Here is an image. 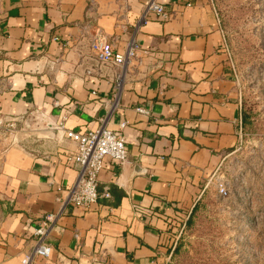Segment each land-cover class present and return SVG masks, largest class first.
Here are the masks:
<instances>
[{
    "label": "crops",
    "instance_id": "1",
    "mask_svg": "<svg viewBox=\"0 0 264 264\" xmlns=\"http://www.w3.org/2000/svg\"><path fill=\"white\" fill-rule=\"evenodd\" d=\"M147 1L24 0L0 8V115L24 124L39 118L47 128L0 159V264H21L39 221L59 212L50 258L31 264H167V230L197 207L240 144L242 107L212 0H156L166 18L149 14L142 24ZM96 35L120 53L132 42L140 51L107 122L113 131L126 125L128 159L105 160L100 198L84 212L64 205L77 178L65 161L75 145L64 132L100 126L119 73L95 59Z\"/></svg>",
    "mask_w": 264,
    "mask_h": 264
},
{
    "label": "rangeland",
    "instance_id": "2",
    "mask_svg": "<svg viewBox=\"0 0 264 264\" xmlns=\"http://www.w3.org/2000/svg\"><path fill=\"white\" fill-rule=\"evenodd\" d=\"M21 1L0 0V8ZM212 2L227 68L249 122L195 210L167 230V264H264V0ZM0 117V159L14 144L26 146L47 129L39 118L24 124L25 119ZM218 182L225 195L218 193Z\"/></svg>",
    "mask_w": 264,
    "mask_h": 264
},
{
    "label": "built area",
    "instance_id": "3",
    "mask_svg": "<svg viewBox=\"0 0 264 264\" xmlns=\"http://www.w3.org/2000/svg\"><path fill=\"white\" fill-rule=\"evenodd\" d=\"M149 14L165 19V8L156 2V0H148L141 19V23L146 22ZM90 50L100 65H111L119 70L116 75L114 90L115 94L112 100L105 105L107 106V116L101 120L100 126L96 130H86L83 133L74 131H65L66 139L75 145V149L65 156L67 165L77 169V178L72 187L67 191L65 206H71L88 212L100 198L98 194V176L103 169L105 160H109L112 164L122 166L128 159L127 142L122 136L125 124H121L118 130H110L107 128L108 117L117 107V97L120 85L126 68L132 61L137 60L139 56V47L135 43H130L126 51L120 53L114 50L112 44L104 37L96 35L90 42ZM136 112L147 115V111L137 108ZM4 124V120L0 117V126ZM14 124L10 125L11 128ZM217 190L220 195H225L226 190L224 184L218 182ZM102 197L109 198L108 194ZM139 214L148 217H155L151 210L144 207L136 209ZM61 216V212L56 215L44 216L32 234L33 247L23 257L21 264H31L34 259H49L53 249L48 243V237L54 228L55 223Z\"/></svg>",
    "mask_w": 264,
    "mask_h": 264
},
{
    "label": "trees",
    "instance_id": "4",
    "mask_svg": "<svg viewBox=\"0 0 264 264\" xmlns=\"http://www.w3.org/2000/svg\"><path fill=\"white\" fill-rule=\"evenodd\" d=\"M241 121H242L243 126H245L249 122V117L244 113L243 109L241 110ZM195 208L192 210V212L195 210Z\"/></svg>",
    "mask_w": 264,
    "mask_h": 264
}]
</instances>
